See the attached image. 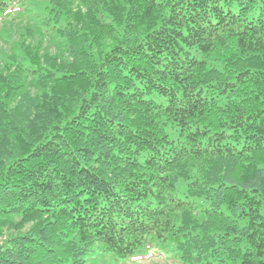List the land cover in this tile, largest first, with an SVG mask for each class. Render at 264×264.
<instances>
[{"label": "trees", "instance_id": "16d2710c", "mask_svg": "<svg viewBox=\"0 0 264 264\" xmlns=\"http://www.w3.org/2000/svg\"><path fill=\"white\" fill-rule=\"evenodd\" d=\"M13 17L0 264H264V0H0Z\"/></svg>", "mask_w": 264, "mask_h": 264}, {"label": "rangeland", "instance_id": "374dc122", "mask_svg": "<svg viewBox=\"0 0 264 264\" xmlns=\"http://www.w3.org/2000/svg\"><path fill=\"white\" fill-rule=\"evenodd\" d=\"M22 23L19 21L17 17H13L6 24L0 25V52L6 53L9 51V46L3 37V33L7 35V33L16 39L17 31L16 28H21ZM5 28V30H3ZM55 44L53 42L50 43L49 47L55 50ZM1 62V60H0ZM117 264H183L178 258L173 256L171 253L164 254L163 251L159 249H154L148 255L138 257L132 260H120Z\"/></svg>", "mask_w": 264, "mask_h": 264}]
</instances>
